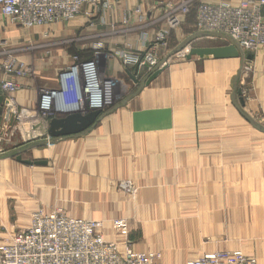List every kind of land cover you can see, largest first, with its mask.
<instances>
[{
  "label": "crops",
  "instance_id": "0c3cea01",
  "mask_svg": "<svg viewBox=\"0 0 264 264\" xmlns=\"http://www.w3.org/2000/svg\"><path fill=\"white\" fill-rule=\"evenodd\" d=\"M181 1L115 0L113 7L106 11L104 21H100L99 13L92 17L79 15L68 21L69 28L80 31L84 43L78 53L83 60L91 59L93 43L102 41L104 53H110V57L104 56L107 72L118 83L131 87L130 92L124 93L117 103L136 91L149 72L146 67H126L111 53L121 49L144 53L148 46L153 45L156 34L166 27L171 4L177 5ZM189 1L193 7L184 17L183 24L172 30L167 46L159 44L155 48L161 62L182 44L185 47L191 41L192 47L220 46L212 36L194 38L197 35L196 4L216 0ZM137 8L142 12L136 13ZM92 21L95 26L91 25ZM10 24L14 25L0 14V50L4 48V29ZM53 26L59 27L52 24L38 31L44 32L48 28L52 31ZM182 50L170 57L177 56L169 69L138 91L125 105L112 112H109L111 108L104 110L108 113L85 133L56 140L54 144L58 148L55 150L50 146L36 149L38 140L25 144L32 145L35 157L47 161L46 164L28 165L18 161L17 157H1L0 179L4 180V189L0 182V191L4 190V204L0 203V213L4 212V222L16 229L25 228L27 226L22 225L30 223L32 214L38 209H59L73 217L102 220L104 235L108 240L116 241L121 249L127 245L137 250L160 248L164 251V264H186L188 259L204 254L206 247L193 251L186 238L178 240L182 249L177 251H173L168 239L160 241L156 238V229L168 224L159 223L158 219L166 221V218L156 214L158 210L153 205V198L162 195L165 188L162 181L179 178V173L186 174L188 156H199L198 147L205 142L201 139V131L215 130L201 123V115H206L202 110L209 108L208 93L218 91L216 82L210 85L208 77L214 69L220 75L229 76V65L238 58L193 56L189 60ZM48 52L49 55L40 51L35 55L39 65L34 78H18L20 88L15 96L17 108L21 111L30 114L31 108H39L40 89L57 87L60 75L75 62L68 46L53 47ZM256 53H264V48ZM199 64L203 67L200 71ZM260 92L258 103L264 108V86ZM230 101L235 105L233 93ZM215 114L214 110L212 115ZM39 153L42 156L37 155ZM120 180L141 185L137 199L118 190ZM154 181L161 183L152 188L150 185ZM8 194L17 198L15 203L22 207L21 212L19 208L10 210ZM115 217L128 219L131 228L128 236L121 237L115 232L112 227ZM152 232L154 238L149 240L148 234ZM163 236L168 238L173 233L166 230Z\"/></svg>",
  "mask_w": 264,
  "mask_h": 264
},
{
  "label": "rangeland",
  "instance_id": "374dc122",
  "mask_svg": "<svg viewBox=\"0 0 264 264\" xmlns=\"http://www.w3.org/2000/svg\"><path fill=\"white\" fill-rule=\"evenodd\" d=\"M56 25L59 27L53 26L55 28L52 31L47 29V36L38 31V29H44L47 26L27 29L18 25H6L7 29H4L5 44L4 48L0 50V60L11 55L23 60L31 68L29 78H34L36 67L39 65V62L35 61L39 51L43 52V55H49L48 49L60 45L68 46L71 56L82 58V55L78 53L80 46L84 43L80 31L72 30V27L69 28L68 21ZM64 29L69 30L65 32ZM216 43L223 42L217 40ZM80 57L79 59L84 61ZM176 57L173 58L176 59ZM173 58H169L164 71L174 64ZM45 64L49 65L48 62ZM202 69V65L199 64L198 71ZM229 69V73H231L229 76L220 75L214 69L210 74L211 77H208L210 85H213L214 81L216 82L218 91L208 93L209 106L207 107L209 108L202 110L206 112V115H201V123L204 127L215 128V130L201 131V139L205 142H202L201 147H198L199 156L197 154H195V158L192 155L188 156V163L185 164L186 166L184 165L186 174L180 175L179 173V178L162 181L165 186L162 195L153 198V205L158 210L156 214L166 218V221H163V218L158 219L159 223L168 224L167 227L157 228L155 235L160 241L168 239L173 251L182 249L179 245L180 241L186 238L189 241L188 247L193 251L200 247L203 248V246L206 247L204 254L217 251H242L253 260L254 264H264V133L248 122L245 116L239 113L236 105L230 101V96L235 92V100L240 106V99L243 98L245 101V105L242 106L243 111L248 115L252 114L251 117L255 122L264 126V108L259 107L258 103V98L261 95L260 89L264 86V53L248 52L244 59L232 60ZM235 78H237L236 81ZM124 85L121 82L117 84V102L124 93L131 90V87ZM126 87L128 88L126 89ZM240 90L242 94H239ZM15 95L16 93L13 95L16 99ZM83 106L84 104L81 106L79 104L78 108L74 107L73 110L78 111L70 114L79 113ZM84 110H87L86 107ZM214 110L216 114L212 115ZM53 117L59 116L57 114L45 116L39 108L33 107L30 109L28 119L19 121L16 117L14 124L12 123V126L4 129V139L19 142L16 132L22 133L29 126L37 127L40 120L47 123ZM2 124L3 117L0 128ZM13 134H15L14 138ZM42 134L43 131L37 134L38 136L28 132L25 143L16 144L18 146H6L4 153L0 152V158L11 156L16 159L19 150H22V158L39 160L35 157V148H28L29 146L25 145L32 140L41 142L36 145V149L52 147L55 150L58 148L54 144L55 142H50L51 139L48 136L39 138V135ZM24 136L21 135L20 138H24ZM28 137L34 138L28 140ZM206 143L208 145H205ZM26 148L28 149L25 150ZM0 182L3 183L1 187L4 189V180L0 179ZM156 183V181L152 182L150 187L155 188L161 181ZM117 187L118 190L128 193L133 199H137L141 189V185L128 180H120ZM7 197H9L10 210L19 208L18 211L21 212L22 207L15 203L17 198L9 194ZM0 203L4 204V190L0 191ZM160 208L162 209L160 210ZM55 210L59 209L44 210V212L50 213ZM62 212L66 213L64 210ZM116 219L124 220L125 231L122 232L115 227ZM93 220L100 222V230L104 235L102 220ZM30 223H24L22 226L28 227ZM112 227L121 237L128 236L131 229L128 219L124 217L113 218ZM16 228L6 224L4 212L0 213V242L6 237H10ZM150 230L153 229L150 228ZM166 230L171 231L173 236L164 237L163 233ZM153 234L154 232L148 234L149 240L154 238ZM104 237L106 238L105 235ZM179 239L180 241H178ZM106 240L108 239L106 238ZM108 241L115 242L119 247L116 241ZM128 248L135 252L160 253L164 263V251L160 248L137 250L130 245L124 249L119 247L120 251H125ZM204 254L192 259L199 258ZM190 260L188 259L187 263Z\"/></svg>",
  "mask_w": 264,
  "mask_h": 264
},
{
  "label": "built area",
  "instance_id": "2783aa9c",
  "mask_svg": "<svg viewBox=\"0 0 264 264\" xmlns=\"http://www.w3.org/2000/svg\"><path fill=\"white\" fill-rule=\"evenodd\" d=\"M115 0H0V14L14 25L27 29L45 27L67 22L79 15H100L111 9ZM166 27L161 29L144 53L121 49L111 53L126 67H146L151 72L160 64L156 52L159 44L167 46L172 30L183 24V19L192 10L189 0L171 4ZM196 33L212 36L235 44L241 52L256 53L264 48V0H216L196 4ZM142 9L137 8L136 13ZM91 25L95 26L92 21ZM48 35L47 31L43 32ZM187 43L182 52L192 47ZM5 44V41H4ZM93 56L75 62L59 78L57 87H43L39 91V109L45 116L59 117L72 112L75 104H84L80 113L97 109L106 110L115 105L117 84L115 77L106 69L102 41L92 45ZM31 74V68L23 60L9 56L0 60V95H3L17 110L19 121L30 116L17 108L13 96L20 88L18 78ZM86 107V111L84 110ZM56 112V113H55ZM4 119V114H3ZM40 123L42 121L40 120ZM4 126V124H3ZM4 153L3 151H0ZM28 227L15 229L10 237L0 242V264H164L160 253L135 252L132 249L120 251L115 242L106 240L100 230V222L93 219L75 218L59 210L33 213ZM115 227L125 231L122 219L115 220ZM187 264H254L242 251H217L191 259Z\"/></svg>",
  "mask_w": 264,
  "mask_h": 264
},
{
  "label": "water",
  "instance_id": "95a60500",
  "mask_svg": "<svg viewBox=\"0 0 264 264\" xmlns=\"http://www.w3.org/2000/svg\"><path fill=\"white\" fill-rule=\"evenodd\" d=\"M198 37V35L194 36ZM184 48V45L182 44L178 49L171 52L158 66H156L149 74L142 80L141 83L138 84L137 90L131 92L122 102L115 103L113 107H111L112 110L109 112H112L115 109L120 108L121 106L125 105L132 97H134L138 91H140L142 88H144L146 85L150 84L155 78H157L166 68L167 62L170 57L174 56L178 52H180ZM187 59H192L193 56H199L201 58H204L206 56H213L216 59H222V58H245V54L239 50V48L235 44H228L223 46H215V47H191L190 50L184 55ZM237 78H235V81ZM236 88V87H235ZM239 94H242V91H239ZM236 93H233L234 103L237 107V109L240 111L242 115L245 116V118L251 122L254 127L264 133V126L258 124L255 122V120L246 114L242 106L245 105V101L243 98L240 99L241 106L237 103L235 100ZM6 114V116L3 119V124L0 128V151L4 152V148L6 146H18L16 144L18 143H25L27 141V133L31 132L32 135L38 136L37 134H40V132L43 131L42 135H39V138H43L48 136V138L51 139L50 142H56V140L59 139H67L68 137L72 136H78L83 133H85L87 130L92 128L96 125V123L99 121L100 118H102L104 115H106L108 112L103 111L101 109L89 111L87 113H73L68 114L64 117H53L51 118L47 123L39 124L36 126H29L25 130H23L22 133L16 132V137L19 138V142H12L11 140H5L4 139V129L12 126L14 123V119L17 117V110L13 108V106L9 103V101L3 96L0 95V122L2 121L3 114ZM13 123V124H12ZM12 124V125H11ZM39 130V131H37ZM38 132V133H37ZM13 134V138L15 137ZM21 135H25L24 138H20ZM34 138V137H33ZM32 137H28V140H32ZM37 138V137H35ZM33 142V140L31 141ZM29 146L28 148H31ZM26 148L25 150H27ZM22 150H19L17 159L18 161L28 164V165H43L46 164L47 161L44 160H31V159H24L22 158Z\"/></svg>",
  "mask_w": 264,
  "mask_h": 264
},
{
  "label": "bare ground",
  "instance_id": "6f19581e",
  "mask_svg": "<svg viewBox=\"0 0 264 264\" xmlns=\"http://www.w3.org/2000/svg\"><path fill=\"white\" fill-rule=\"evenodd\" d=\"M186 54V53H185ZM80 104V103H79ZM79 104H75L72 108H74V107H76V108H78V105ZM83 104V103H82ZM82 104H80V106L82 105ZM41 124V123H40ZM40 126V125H39ZM37 131H39V130H37Z\"/></svg>",
  "mask_w": 264,
  "mask_h": 264
},
{
  "label": "trees",
  "instance_id": "16d2710c",
  "mask_svg": "<svg viewBox=\"0 0 264 264\" xmlns=\"http://www.w3.org/2000/svg\"><path fill=\"white\" fill-rule=\"evenodd\" d=\"M218 40V39H217ZM223 43H220V44H218V45H225L226 44V42H224V41H222Z\"/></svg>",
  "mask_w": 264,
  "mask_h": 264
}]
</instances>
